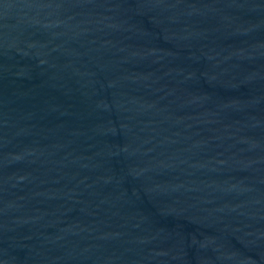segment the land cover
<instances>
[{
	"label": "water",
	"instance_id": "95a60500",
	"mask_svg": "<svg viewBox=\"0 0 264 264\" xmlns=\"http://www.w3.org/2000/svg\"><path fill=\"white\" fill-rule=\"evenodd\" d=\"M0 264H264V0H0Z\"/></svg>",
	"mask_w": 264,
	"mask_h": 264
}]
</instances>
